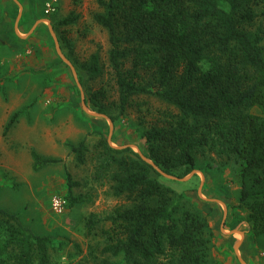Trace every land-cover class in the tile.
<instances>
[{"label": "trees", "instance_id": "trees-1", "mask_svg": "<svg viewBox=\"0 0 264 264\" xmlns=\"http://www.w3.org/2000/svg\"><path fill=\"white\" fill-rule=\"evenodd\" d=\"M98 1L104 10L94 17L109 31L120 112L148 104L136 99L144 94L169 105L144 131L147 156L178 176L195 169L206 151L235 158L242 166L240 202L249 208L255 234L264 235V118L252 112L260 107L264 113V26L251 28L264 14V0H227V7L219 0ZM77 18L71 13L58 24ZM64 40L72 51L71 40ZM83 67L91 78L104 74L99 53ZM107 97L104 89L93 92L94 108L108 113ZM19 115H12L7 130ZM100 146L107 165L116 167L115 195L133 201L110 216L102 251L123 255L125 264H207V222L190 211L176 218L183 195L161 182L138 153L124 155L130 148H116L107 138ZM71 149L84 163L86 141ZM33 158L36 169L63 161L35 150ZM67 178L73 184L69 171ZM81 200L72 196L70 202ZM89 222L93 228L95 220ZM51 242L0 206V264H51Z\"/></svg>", "mask_w": 264, "mask_h": 264}, {"label": "rangeland", "instance_id": "rangeland-1", "mask_svg": "<svg viewBox=\"0 0 264 264\" xmlns=\"http://www.w3.org/2000/svg\"><path fill=\"white\" fill-rule=\"evenodd\" d=\"M219 1L228 6L227 0ZM27 2L26 17L33 15L53 22L81 87L70 65L59 56L47 27L45 33L35 35L34 42L24 45L12 43L10 35L4 33L8 44L0 39V206L18 214L37 233L52 237L51 264H125L123 255L102 251L106 244L102 232L111 225L110 216L118 209L131 207L133 201L115 195L112 176L116 167L107 165L100 140L107 138L119 149L130 148L124 155L135 156V152L149 158L144 131L161 116L159 109L169 105L144 94L136 99L148 104L120 112L109 60V31L94 17L104 10L98 0ZM71 13L78 16L74 23L58 24ZM261 25L264 14L251 28ZM64 36L71 40L72 51ZM94 53L100 54L104 66V74L97 78H91L83 67ZM99 89L107 91L106 116L90 113L99 112L91 101V94ZM83 93L90 112L84 108ZM15 112H20L19 119L7 130ZM252 112L264 118L260 107L252 108ZM82 140L87 144L84 163L71 149V144ZM34 150L63 161L36 169ZM241 168L235 158L206 151L199 154L195 169L185 176L171 174L176 179L159 172L161 182L183 195L176 218L190 211L207 222V264H264V235L255 234L249 208L240 202ZM67 171L72 174L73 184L68 181ZM72 196L82 200L71 204ZM59 198L66 204L56 209L55 200ZM90 219L95 220L93 228Z\"/></svg>", "mask_w": 264, "mask_h": 264}, {"label": "crops", "instance_id": "crops-1", "mask_svg": "<svg viewBox=\"0 0 264 264\" xmlns=\"http://www.w3.org/2000/svg\"><path fill=\"white\" fill-rule=\"evenodd\" d=\"M28 8L27 0H0V16H3L4 19L0 21V39L4 44H8L4 36L6 32L12 38L11 42L16 45L34 42L35 35L45 33L44 27H47L50 36L53 37L50 29L51 24L54 26L53 22L46 23V19H36L33 15L29 18L26 17ZM13 19H15L14 22H12Z\"/></svg>", "mask_w": 264, "mask_h": 264}, {"label": "water", "instance_id": "water-1", "mask_svg": "<svg viewBox=\"0 0 264 264\" xmlns=\"http://www.w3.org/2000/svg\"><path fill=\"white\" fill-rule=\"evenodd\" d=\"M46 21L49 22V23L51 22V20H48V19H46ZM50 29H51V33H52V35H53V37H54V40H55L56 49H57V51H58V54L60 55V57L62 58V60H63L64 62H66L68 65H70V67L72 68V70H73V72H74L75 78H76V80H77L79 86L81 87V83H80V80H79V77H78L77 70H76L74 64L72 63V61H71V60L65 55V53L63 52L62 47H61V44H60L59 39H58V36H57L56 33L54 32V26H52V24L50 25ZM82 92H83V91H82ZM84 99H85V96H84V93H83V105H84V108H85L88 112H90V111L87 109V105H86ZM90 113H92V114H94V115H98V116H106L105 114L100 113V112H90ZM141 156H142V158H143L144 160H146L148 163L152 164V165L156 168V170H158L161 174H163V175H165V176H167V177H170V178H176V179L178 178V177L173 176V175L167 173L166 171H164V170H163L160 166H158L153 160H151V159L145 157L143 154H141Z\"/></svg>", "mask_w": 264, "mask_h": 264}, {"label": "built area", "instance_id": "built-area-1", "mask_svg": "<svg viewBox=\"0 0 264 264\" xmlns=\"http://www.w3.org/2000/svg\"><path fill=\"white\" fill-rule=\"evenodd\" d=\"M65 204H66V201L61 198L55 200L56 209H61Z\"/></svg>", "mask_w": 264, "mask_h": 264}]
</instances>
